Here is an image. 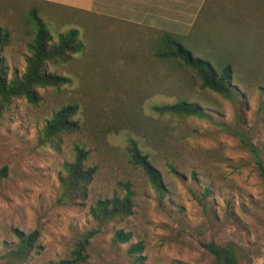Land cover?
Listing matches in <instances>:
<instances>
[{
    "label": "rangeland",
    "instance_id": "374dc122",
    "mask_svg": "<svg viewBox=\"0 0 264 264\" xmlns=\"http://www.w3.org/2000/svg\"><path fill=\"white\" fill-rule=\"evenodd\" d=\"M141 0H98L81 11L33 0H0V25L10 33L2 56L10 78L27 67L36 36V10L58 41L77 29L84 49L47 70L70 79L39 89L32 104L14 101L0 126V264H51L68 256L82 233L96 227L90 208L121 194L129 182L134 212L95 239L85 264H135L129 247L144 244L148 264H214L204 247L236 244L239 264H264V179L242 141L264 159V0H192L191 11H150ZM165 32L194 56L218 68L232 62L236 94L226 98L203 88L195 73L173 58L156 55ZM197 103L201 117L161 114L156 105ZM78 105L80 127L44 141L55 113ZM131 140L160 171L162 189L135 166ZM98 168L84 206L60 201L65 163L76 147ZM175 169V170H174ZM15 229L40 231L34 251L16 260ZM131 231L115 245L116 230Z\"/></svg>",
    "mask_w": 264,
    "mask_h": 264
},
{
    "label": "trees",
    "instance_id": "16d2710c",
    "mask_svg": "<svg viewBox=\"0 0 264 264\" xmlns=\"http://www.w3.org/2000/svg\"><path fill=\"white\" fill-rule=\"evenodd\" d=\"M31 15L37 32L29 46L31 54L27 58L26 70L20 76L10 78L7 74L2 52L9 42L10 33L0 25V126L5 114L16 99L25 98L28 102L36 104L41 99L39 89L59 87L70 82L68 77L49 72L47 65L66 62L71 58V54H78L84 49L77 29H70L60 34L58 41H53L51 32L38 12L34 10ZM156 55L163 59L178 60L195 73L201 80L203 88L211 89L229 99L234 98L236 87L233 83L235 71L232 62H225L218 68L212 61L194 56L175 35L169 32L164 33ZM153 109L161 114L181 118L204 115L199 104L185 100L173 104L156 105ZM77 110L78 105H69L55 113L44 129V141L53 140L61 134L77 130L80 127L79 123L71 119ZM242 143L252 153L256 169L264 179V159L259 148L248 140L243 139ZM75 150L74 160L65 163L66 174L61 176L63 194L60 201L68 205L84 206L89 194L88 185L98 168L86 164L90 154L87 149L77 146ZM128 153L131 162L144 171L154 186L162 189L160 171L153 165L150 156L140 148L136 140L129 142ZM6 174L7 167H4L0 171V179ZM122 188L121 194L115 193L111 198L99 199L92 205L90 213L97 222L96 227L77 237L73 249L66 258L51 264H85L90 257V249L95 239L105 232L106 227L112 222L123 220L133 214L135 191L129 182L123 183ZM15 232L19 245L14 252V257L24 262L34 251L40 231L36 230L27 235L18 229H15ZM132 237L131 231L118 229L112 240L115 245H119L130 242ZM204 247L213 257L214 264H239L236 244L233 242L226 244L209 242L205 243ZM144 248L142 242L134 243L129 247L128 252L134 257L135 264H148L147 257L143 254Z\"/></svg>",
    "mask_w": 264,
    "mask_h": 264
},
{
    "label": "crops",
    "instance_id": "0c3cea01",
    "mask_svg": "<svg viewBox=\"0 0 264 264\" xmlns=\"http://www.w3.org/2000/svg\"><path fill=\"white\" fill-rule=\"evenodd\" d=\"M41 3L51 4L55 6H64L70 9L81 11H93L98 0H33ZM182 7V11H191L192 0H178ZM138 2V1H137ZM177 0H141L138 3L141 5H150V11H174ZM106 5L111 8V0H104Z\"/></svg>",
    "mask_w": 264,
    "mask_h": 264
}]
</instances>
